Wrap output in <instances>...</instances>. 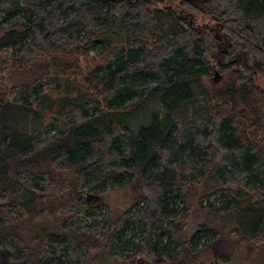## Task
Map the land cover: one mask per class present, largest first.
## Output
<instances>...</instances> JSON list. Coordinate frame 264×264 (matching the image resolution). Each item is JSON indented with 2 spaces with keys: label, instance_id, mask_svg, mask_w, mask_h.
<instances>
[{
  "label": "trees",
  "instance_id": "16d2710c",
  "mask_svg": "<svg viewBox=\"0 0 264 264\" xmlns=\"http://www.w3.org/2000/svg\"><path fill=\"white\" fill-rule=\"evenodd\" d=\"M199 3L181 1L189 17L152 0H0L11 262L208 264L227 237L264 264V0ZM123 188L133 205L111 214L98 199ZM193 203L205 217L189 232Z\"/></svg>",
  "mask_w": 264,
  "mask_h": 264
},
{
  "label": "rangeland",
  "instance_id": "374dc122",
  "mask_svg": "<svg viewBox=\"0 0 264 264\" xmlns=\"http://www.w3.org/2000/svg\"><path fill=\"white\" fill-rule=\"evenodd\" d=\"M154 1V4L158 7L164 8V7H171L172 9H175L178 13H181L184 16H189L188 11H185V8L181 5L182 0H152ZM192 4H196L198 7L201 6L199 3V0H186ZM202 9V8H201ZM190 17V16H189ZM193 17V16H192ZM194 24L199 27H203L206 25L213 26L215 25L216 29H219V26L214 24L212 20L208 16H203L199 18H195ZM91 58H94V55L91 54ZM90 62H92L90 60ZM93 63V62H92ZM81 66L85 69L87 68V60L83 59L81 62ZM227 79V76L224 75H217L215 79V83H221ZM255 81L260 85H264V75L257 74L255 76ZM132 189L131 188H123L119 190H112L108 191L106 193L101 194V198L98 199L101 205H106L111 210V214H116L121 211H125L128 208H130L133 204L132 202ZM94 200V199H93ZM91 199V202H93ZM98 202V203H99ZM205 217V214L201 211L200 206L197 203H193L192 212L189 216V219H182L181 223L183 224V227L186 231L194 232L199 225H201L204 221L203 218ZM203 221V222H202ZM223 226L225 225L224 222H219ZM229 239V240H228ZM225 237L221 241L214 242V250H215V257L216 260H212L208 264H215L216 261L221 258L222 254H228L231 255L233 258V261L228 264H247L244 259V252H240L235 249L233 243H235L234 240H231V238ZM227 241V242H226ZM221 264H224V262L221 260ZM91 264V263H86ZM95 264V263H92ZM117 264H126L124 262H118ZM137 264H155L152 260H150L146 255L140 256L138 258Z\"/></svg>",
  "mask_w": 264,
  "mask_h": 264
},
{
  "label": "flooded vegetation",
  "instance_id": "af4514ba",
  "mask_svg": "<svg viewBox=\"0 0 264 264\" xmlns=\"http://www.w3.org/2000/svg\"><path fill=\"white\" fill-rule=\"evenodd\" d=\"M0 264H18V263L11 262L8 255L4 254L3 252H0Z\"/></svg>",
  "mask_w": 264,
  "mask_h": 264
}]
</instances>
